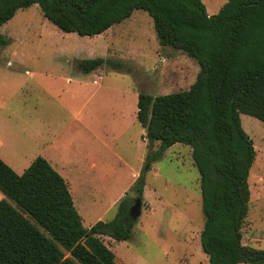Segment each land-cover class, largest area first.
<instances>
[{"label":"rangeland","instance_id":"374dc122","mask_svg":"<svg viewBox=\"0 0 264 264\" xmlns=\"http://www.w3.org/2000/svg\"><path fill=\"white\" fill-rule=\"evenodd\" d=\"M202 1L213 16L229 0ZM0 33L10 41L0 48V154L25 167L44 152L43 143L58 140L62 149L49 162L62 172L86 229L114 220L121 200L135 198L142 176V215L132 239L103 237L117 264H209L201 247L205 217L192 149L177 144L146 162L148 143L137 119L139 93L188 90L200 70L197 61L162 46L143 10L114 25L108 36L89 38L63 33L33 5L19 10ZM95 58L124 67L103 65L90 73L78 67ZM241 122L257 152L243 241L264 251V123L244 114ZM158 149L159 143L153 151ZM91 161L96 167L89 171ZM61 162L71 172L64 173Z\"/></svg>","mask_w":264,"mask_h":264},{"label":"trees","instance_id":"16d2710c","mask_svg":"<svg viewBox=\"0 0 264 264\" xmlns=\"http://www.w3.org/2000/svg\"><path fill=\"white\" fill-rule=\"evenodd\" d=\"M33 5L63 33L89 38L143 10L162 46L197 61L188 90L139 93L146 162L177 144L190 147L201 178V247L209 264H264V251L243 241L257 152L241 122L244 114L264 123V0H229L213 16L202 0H0V27ZM9 43L0 33V48ZM103 65L124 67L104 58L78 63L85 73ZM144 186L141 176L135 198L121 200L114 220L86 229L68 183L45 158L37 157L22 175L0 158V264H117L103 237L132 239L137 221L129 211L135 199L143 204Z\"/></svg>","mask_w":264,"mask_h":264},{"label":"crops","instance_id":"0c3cea01","mask_svg":"<svg viewBox=\"0 0 264 264\" xmlns=\"http://www.w3.org/2000/svg\"><path fill=\"white\" fill-rule=\"evenodd\" d=\"M110 31V30H109ZM108 31V32H109ZM108 32H106L103 36H108ZM145 135V133H144ZM44 147V152L43 153H36L34 155V157H43L45 158L48 162H49V159H50V156H52V153H59V150H61V145H59V141L54 139L53 142H46L45 144L43 143L42 145V148ZM0 158L6 163L8 164L17 174L19 175H22L25 170H27L30 165L33 163V161L36 159H34L32 162H29L28 164H25V167H23L22 165L24 163H14L13 161L9 160V159H6L4 156H2L0 154ZM83 158V157H82ZM84 160V158H83ZM50 165L61 175L62 172L61 171H58L57 168L55 166H53L52 162H49ZM60 167H61V170L65 173L68 174V172H71V169L68 168V166L64 165L62 162L60 163ZM96 167V164L94 161H91L89 162L88 164V169L89 171L95 169ZM68 171V172H67ZM62 176V175H61ZM63 177V176H62ZM64 178V177H63ZM4 198L3 194L0 192V201Z\"/></svg>","mask_w":264,"mask_h":264},{"label":"water","instance_id":"95a60500","mask_svg":"<svg viewBox=\"0 0 264 264\" xmlns=\"http://www.w3.org/2000/svg\"><path fill=\"white\" fill-rule=\"evenodd\" d=\"M150 167V164H149ZM147 169L145 170V172ZM144 178V176H143ZM130 217L134 221H138L142 215V200L140 199H135L134 204L131 206L130 211H129Z\"/></svg>","mask_w":264,"mask_h":264}]
</instances>
